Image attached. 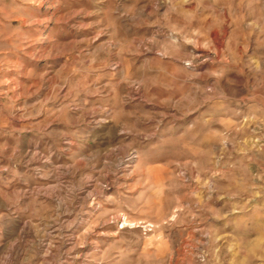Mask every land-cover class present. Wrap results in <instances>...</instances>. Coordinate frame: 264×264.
Listing matches in <instances>:
<instances>
[{
    "label": "rangeland",
    "instance_id": "374dc122",
    "mask_svg": "<svg viewBox=\"0 0 264 264\" xmlns=\"http://www.w3.org/2000/svg\"><path fill=\"white\" fill-rule=\"evenodd\" d=\"M0 264H264V0H0Z\"/></svg>",
    "mask_w": 264,
    "mask_h": 264
}]
</instances>
